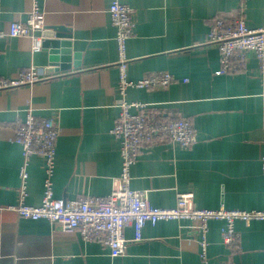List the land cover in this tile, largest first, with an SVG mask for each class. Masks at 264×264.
<instances>
[{"label": "crops", "instance_id": "0c3cea01", "mask_svg": "<svg viewBox=\"0 0 264 264\" xmlns=\"http://www.w3.org/2000/svg\"><path fill=\"white\" fill-rule=\"evenodd\" d=\"M112 0H40L46 27L70 30L68 69L47 73L49 52H33L29 38L0 40V77L14 78L32 66L49 80L0 92V207L19 203L21 146L14 123L32 110L37 120L56 118L60 136L52 176L55 197H107L122 167L120 142L111 131L121 101L117 31L108 8ZM133 10L134 37L128 41V78L157 72L179 80L165 90L130 88L127 100L147 105L149 118H185L197 129L189 148L160 140L141 151L131 187L145 192L154 207L173 208L178 194H192L197 209L264 210V78L255 59L247 72L217 75L220 54L208 41L213 20L243 17L251 29H264V0H121ZM33 0H1L0 23L27 20ZM36 36L43 37V31ZM42 41V42H43ZM77 63V65H76ZM27 200L41 204L45 162L28 166ZM224 223L211 221L208 264H264V221L237 222L234 245L222 240ZM133 227L125 230L134 238ZM201 236L187 221L147 224L142 240L124 257L112 258L102 244L65 233L49 221L26 220L0 212V264H203Z\"/></svg>", "mask_w": 264, "mask_h": 264}, {"label": "built area", "instance_id": "2783aa9c", "mask_svg": "<svg viewBox=\"0 0 264 264\" xmlns=\"http://www.w3.org/2000/svg\"><path fill=\"white\" fill-rule=\"evenodd\" d=\"M244 11L245 4L235 19L218 17L213 20L208 41L217 47L220 54L217 75L247 72L249 60L253 58L258 64L259 76L264 78V29L249 28L243 17ZM108 13L117 31L118 91L121 98L118 105L119 116L111 133L120 142L122 167L111 193L104 198L86 196L72 201L56 198L52 176L60 128L56 118L37 120L32 110H28L25 120L18 119L14 123L15 141L21 146L23 156L19 203L7 208L0 207V212L13 211L26 220L44 219L58 225L65 233L79 232L85 242L102 244L109 250L112 258L126 256L130 243L142 240V232L147 224L156 226L163 221H187L201 236L200 257L203 264H208L207 234L211 221L224 223L222 240L224 244L231 246L239 239L235 224L264 221V210H227L224 207L217 210L197 209L193 206L192 194H178L175 207L159 208L151 204L145 192L132 189L131 170L144 148L154 146L160 140H168L184 149L189 148L197 142V129L185 118L151 120L146 104L127 100L130 88L165 90L180 82L188 83L189 80H179L169 72H157L139 81H131L128 78L127 44L134 37L133 10L121 0H112ZM44 15L40 0H33L27 20L10 22L6 28H2L0 23V40L29 38L33 41V52L41 51L43 38L36 36V33L44 31L46 27ZM49 79L39 68L32 66L21 70L14 78L0 77V92L34 86ZM34 156L44 159L46 173L44 194L38 206L26 203L29 177L27 169ZM129 226L134 230L133 240H128L125 236V230Z\"/></svg>", "mask_w": 264, "mask_h": 264}, {"label": "water", "instance_id": "95a60500", "mask_svg": "<svg viewBox=\"0 0 264 264\" xmlns=\"http://www.w3.org/2000/svg\"><path fill=\"white\" fill-rule=\"evenodd\" d=\"M68 33H70V30L64 26L45 27L42 48H45L49 52L50 66L46 70L47 73L59 71L57 68H54L59 62L62 63L60 70L68 69V66L64 64L65 62H69V55L71 54V43L65 40V38H68Z\"/></svg>", "mask_w": 264, "mask_h": 264}]
</instances>
